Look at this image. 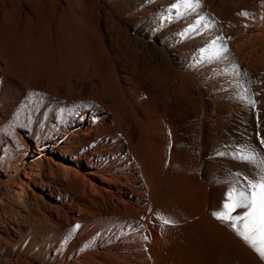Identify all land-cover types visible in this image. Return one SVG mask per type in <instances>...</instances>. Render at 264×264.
<instances>
[{"label": "bare ground", "instance_id": "obj_1", "mask_svg": "<svg viewBox=\"0 0 264 264\" xmlns=\"http://www.w3.org/2000/svg\"><path fill=\"white\" fill-rule=\"evenodd\" d=\"M113 1L126 7L136 3L127 16L141 36L165 42L172 33L167 49L187 61V72L198 73L194 79L210 86L216 102L264 117V0H239L235 22L224 21L222 5L212 11L214 0H191L190 7L182 0ZM6 24L0 17V192L27 208L33 185L48 186L50 204L43 202V218L57 212L56 228L42 240L55 252L49 262L244 264L243 239L213 216L222 209L229 183L221 178L214 185L210 176L199 174L203 163L181 141L180 129L189 122L177 127L178 120L167 109L160 111L153 93L126 65L120 73L113 66L102 74L91 69L89 76L97 82L76 98L67 72L58 87L65 82L69 88L60 93L42 82L36 68L27 71L6 56ZM201 112L199 126L214 143L211 119ZM258 119L249 121V129L264 137V122ZM60 226L68 227L65 235Z\"/></svg>", "mask_w": 264, "mask_h": 264}, {"label": "rangeland", "instance_id": "obj_2", "mask_svg": "<svg viewBox=\"0 0 264 264\" xmlns=\"http://www.w3.org/2000/svg\"><path fill=\"white\" fill-rule=\"evenodd\" d=\"M236 1L235 5L231 4V11V5L225 0H214L213 4L211 3L212 11L222 5L224 8L220 15L224 17V21L230 18L234 22L238 21L234 15L237 16L242 0ZM135 4L129 5L130 8L119 6L113 0H1L0 17L3 16L6 20L5 38L9 41L5 47L6 56L13 58L12 60L17 59L19 65H26V70L36 68L35 71L40 73L44 84H54L57 91L63 94L65 91L67 93L69 87L65 82L62 83L63 88L58 86L62 81L61 77L66 78L68 72L71 76V93L75 94V98L78 94L85 95L92 88V84L97 82L95 77L89 76L91 69L102 74L113 66L115 69L118 67L116 71L120 73V68L126 65L134 79L137 78L142 84L143 89L153 93V101L163 109L161 112L167 109L166 113L171 114L174 121L178 120L175 123L177 122L179 128L182 123L190 126L191 130L186 127L185 132L180 129L181 136L184 135L181 141L183 147L189 152L193 149V157L198 156L203 163L199 174L210 176L214 185L224 178L229 183L227 193L233 187L246 190L245 178L258 179L264 175V145L260 144L261 138L264 137L255 129H249V121L254 119L256 122L258 118L246 110L244 112L216 102L210 86L197 83L194 79L198 73L191 75L187 72L184 66L187 61L174 58L172 51L167 49L175 39L172 33L164 36L165 42H160L158 37L150 39L147 35L141 36L138 31L140 28L135 29L131 23L133 18L127 16ZM86 69L84 75H81ZM109 76L107 80L112 82V76ZM22 89L24 90L23 87ZM201 111L207 119H211L208 120L216 133L214 143L208 142V131L199 126ZM260 113L264 114V104ZM3 118L4 115L0 113V120ZM260 119L264 120V117ZM262 120L261 122H264ZM249 139L253 143L250 144ZM242 152L251 154L254 159L251 162L242 161L238 156ZM237 173L240 175L237 176ZM32 188V192H27V208L14 202L8 194L3 197L4 191L0 192V198H3V202H0V264H52L49 259L55 252L43 247L42 240L47 232L56 228L54 219L57 212L51 210L53 216L43 218V212L47 213L43 202L50 204V197L47 195L50 189L48 186L40 189L34 185ZM243 211L236 210L242 214ZM60 227L61 229L57 230L61 235H65L68 227ZM239 252L244 258V264H264V258L244 240ZM63 261L62 264H68V258Z\"/></svg>", "mask_w": 264, "mask_h": 264}, {"label": "snow or ice", "instance_id": "obj_3", "mask_svg": "<svg viewBox=\"0 0 264 264\" xmlns=\"http://www.w3.org/2000/svg\"><path fill=\"white\" fill-rule=\"evenodd\" d=\"M191 6V0H182ZM175 7V5H173ZM248 15L247 13H241ZM264 145V139L261 140ZM222 154V153H221ZM239 159L251 162V154L239 153ZM237 176L240 174L237 173ZM246 190L231 188L220 211L213 212V216L228 224L241 239L248 243L260 256L264 258V175L257 178H245ZM237 209H243V214H236ZM165 224L172 223L161 217ZM79 228V225H76Z\"/></svg>", "mask_w": 264, "mask_h": 264}]
</instances>
